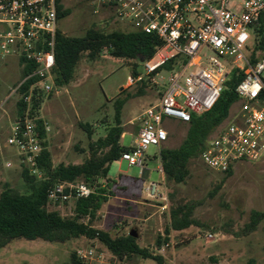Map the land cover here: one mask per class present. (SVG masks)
Wrapping results in <instances>:
<instances>
[{
	"label": "rangeland",
	"instance_id": "374dc122",
	"mask_svg": "<svg viewBox=\"0 0 264 264\" xmlns=\"http://www.w3.org/2000/svg\"><path fill=\"white\" fill-rule=\"evenodd\" d=\"M62 3L68 13L59 18V28L66 35L82 36L92 27L104 32L133 29L97 1L63 0ZM22 67L14 54L0 57V193L6 182L23 192L30 189L22 176L24 166L16 148L6 141L16 118L19 94L14 89L21 83ZM134 70L144 71L142 61L115 57L104 48L95 59L84 55L72 80L56 84L55 90L46 95L39 116L49 126L47 146L53 165L80 163L90 156V142L104 136L116 124L117 99L124 101L121 122L126 135L122 143L133 144L141 116L159 102L171 75V68L165 67L155 75L156 84L140 83L124 88ZM241 103L239 98L232 105L227 119L236 114ZM84 124L92 130L91 135ZM164 126L169 131L168 140L160 146L150 145L146 152L144 167L151 170L149 178L144 177L141 166H130L122 159L114 161L109 171L117 179L112 187L114 193L93 219L86 217L84 221L113 237L135 232L142 247L164 256L168 264H264V218L254 229L250 227L253 211H264V157L238 162L232 173L209 168L200 158H195L189 163V174L184 181L169 180L161 170L160 150L179 147L189 123L169 117L165 118ZM8 161L12 166H7ZM37 176L42 177V171ZM148 181L162 183V190L168 194L167 207L159 198L147 196ZM191 202L195 205L193 217L197 223L166 233L171 208ZM50 207L63 215L74 213L73 200ZM79 246H95L111 255L98 238L82 236L47 241L20 237L0 248V264H71V255ZM120 262L158 264L139 254Z\"/></svg>",
	"mask_w": 264,
	"mask_h": 264
},
{
	"label": "built area",
	"instance_id": "2783aa9c",
	"mask_svg": "<svg viewBox=\"0 0 264 264\" xmlns=\"http://www.w3.org/2000/svg\"><path fill=\"white\" fill-rule=\"evenodd\" d=\"M113 11L115 17L134 29L156 35L162 43L142 62L144 71L131 72L127 86L157 83L155 75L171 68L167 88L159 102L141 116V126L132 150L121 159L145 168L150 145L169 138L165 118L189 122L193 114L211 110L225 88L232 68L242 72L236 92L242 101L236 114L206 139L200 160L209 168L226 172L241 161L264 157V57L250 60L252 25L264 10V0H92ZM63 0H0V57L16 55L35 65L23 81L34 78L27 91L18 93L25 103L7 136L16 148L21 166L33 175L41 173L43 151L38 118L33 114V96L56 88V37L59 7ZM1 108V107H0ZM49 130L48 124L44 123ZM7 166H12L8 161ZM163 170V167L161 168ZM164 186V185H163ZM95 191L84 182H60L49 189V198L61 203L87 198ZM145 192L168 206L162 183L148 181ZM212 236V235H211ZM80 264H123L95 246H79Z\"/></svg>",
	"mask_w": 264,
	"mask_h": 264
},
{
	"label": "trees",
	"instance_id": "16d2710c",
	"mask_svg": "<svg viewBox=\"0 0 264 264\" xmlns=\"http://www.w3.org/2000/svg\"><path fill=\"white\" fill-rule=\"evenodd\" d=\"M68 13V9L59 7V17ZM252 38L248 46L250 60L257 62L264 57V10L252 25ZM162 41L154 34L145 33L137 29L114 30L104 32L92 27L82 36H69L60 28L56 37V66L54 75L56 84L69 83L76 67L84 55L91 59L97 58L104 48L119 58L144 61L151 57ZM22 63V80L35 69V65L24 58ZM133 72L137 73V70ZM232 68L229 72L225 88L215 106L204 113L193 114L189 122L185 139L179 147H164L160 150L163 171L169 180L182 182L189 174V163L192 159L200 158L206 139L230 115L232 105L239 99L236 87L242 79V72ZM34 78L27 79L19 86V93L27 91ZM141 84H147L142 82ZM51 94V93H50ZM48 94L47 96H49ZM46 97L41 93L33 96V114L39 116L40 107ZM124 101L116 100V124L108 132L90 142V156L80 163H59L53 165L52 154L47 146V130L44 119L39 116V134L42 139L43 151L39 159L42 177L33 175L27 167H23L22 176L29 184L26 192L13 187L6 182L0 193V248L8 245L15 238L43 239L47 241H67L79 237L98 238L106 246L113 259L119 261L139 254L145 258H152L158 264H168L164 256L153 254L148 248L137 242V236L131 233L113 237L108 231L99 229L84 218L93 219L104 202L114 191L112 187L117 183L116 178L109 175L111 164L120 160L123 152L132 150V145L122 143L124 128L121 122V111ZM20 111L25 109L21 97L17 100ZM84 128L92 134L88 125ZM230 168L226 173H232ZM84 182L95 188L91 196L73 200V215H63L57 208L61 202L49 198V189L60 182ZM70 202V201H69ZM68 203V202H65ZM195 205L191 203L174 205L170 212V223L166 226V233L172 229L182 230L197 221L193 217ZM264 218V211L254 210L252 213L251 229ZM167 240V238H165ZM161 239L158 244L161 245ZM81 260L75 252L71 255V264H80Z\"/></svg>",
	"mask_w": 264,
	"mask_h": 264
},
{
	"label": "crops",
	"instance_id": "0c3cea01",
	"mask_svg": "<svg viewBox=\"0 0 264 264\" xmlns=\"http://www.w3.org/2000/svg\"><path fill=\"white\" fill-rule=\"evenodd\" d=\"M125 87H128L127 84L124 86V88H125ZM179 121H181V120H179ZM138 133H139V131H138ZM138 133H137V135L134 137L135 139H134V142H133L132 146L135 144V141H136V139H137V137H138ZM125 135H126V131H124V133H123V135H122V138H123ZM150 172H151V170H150L149 168L145 167V168L143 169V175H144V177H145V178H149V176H150Z\"/></svg>",
	"mask_w": 264,
	"mask_h": 264
},
{
	"label": "water",
	"instance_id": "95a60500",
	"mask_svg": "<svg viewBox=\"0 0 264 264\" xmlns=\"http://www.w3.org/2000/svg\"><path fill=\"white\" fill-rule=\"evenodd\" d=\"M130 233H131L132 235L136 236L135 232L131 231Z\"/></svg>",
	"mask_w": 264,
	"mask_h": 264
}]
</instances>
